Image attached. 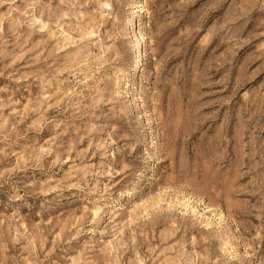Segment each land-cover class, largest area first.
<instances>
[{"label": "rangeland", "instance_id": "rangeland-1", "mask_svg": "<svg viewBox=\"0 0 264 264\" xmlns=\"http://www.w3.org/2000/svg\"><path fill=\"white\" fill-rule=\"evenodd\" d=\"M0 264H264V0H0Z\"/></svg>", "mask_w": 264, "mask_h": 264}, {"label": "bare ground", "instance_id": "bare-ground-1", "mask_svg": "<svg viewBox=\"0 0 264 264\" xmlns=\"http://www.w3.org/2000/svg\"><path fill=\"white\" fill-rule=\"evenodd\" d=\"M132 24V23H131ZM139 49V48H138ZM131 67V66H130ZM128 72V71H127ZM131 192H133V188H132V190H131ZM133 194V193H132Z\"/></svg>", "mask_w": 264, "mask_h": 264}]
</instances>
